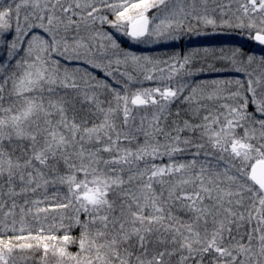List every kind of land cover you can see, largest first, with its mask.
I'll return each instance as SVG.
<instances>
[{
  "label": "snow or ice",
  "instance_id": "6c2138e0",
  "mask_svg": "<svg viewBox=\"0 0 264 264\" xmlns=\"http://www.w3.org/2000/svg\"><path fill=\"white\" fill-rule=\"evenodd\" d=\"M256 46L264 0H0V264H264Z\"/></svg>",
  "mask_w": 264,
  "mask_h": 264
},
{
  "label": "rangeland",
  "instance_id": "374dc122",
  "mask_svg": "<svg viewBox=\"0 0 264 264\" xmlns=\"http://www.w3.org/2000/svg\"><path fill=\"white\" fill-rule=\"evenodd\" d=\"M124 43V47L128 48L137 55L153 56V52H157L158 55H162L166 50L172 47L183 49L184 52L192 49H220L230 50L232 48L242 47L247 51L251 47V42H248L243 36L233 32H223L219 34H213L209 32L207 35L185 37L182 40L166 43H146L135 44L128 41L124 37H118ZM256 56L264 55V49L260 46H256L254 53ZM78 66V65H77ZM95 71V70H93ZM240 74L231 72L228 70H221L218 72H205L202 75L193 77L194 80H211V79H233L239 78Z\"/></svg>",
  "mask_w": 264,
  "mask_h": 264
},
{
  "label": "trees",
  "instance_id": "16d2710c",
  "mask_svg": "<svg viewBox=\"0 0 264 264\" xmlns=\"http://www.w3.org/2000/svg\"><path fill=\"white\" fill-rule=\"evenodd\" d=\"M239 47H240V46H239ZM239 47H238V48H239ZM243 50H244V49H243ZM178 52H184V50H183V49L180 50L179 48L172 47V48H170L169 50H166L165 53L162 54V55H158L157 52H153V56H152V57L167 58V57L171 56L172 54H174V53H178Z\"/></svg>",
  "mask_w": 264,
  "mask_h": 264
}]
</instances>
